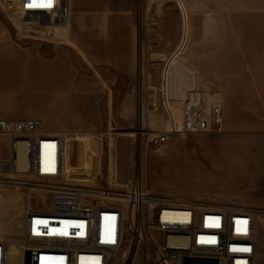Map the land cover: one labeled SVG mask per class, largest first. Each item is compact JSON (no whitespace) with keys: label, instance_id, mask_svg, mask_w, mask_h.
Returning a JSON list of instances; mask_svg holds the SVG:
<instances>
[{"label":"rangeland","instance_id":"1","mask_svg":"<svg viewBox=\"0 0 264 264\" xmlns=\"http://www.w3.org/2000/svg\"><path fill=\"white\" fill-rule=\"evenodd\" d=\"M60 3V10L40 15L0 5V29L22 44L38 38L57 45L69 43L81 55L72 53L76 69L95 68L112 83L83 85L84 91H78L90 103V121L69 138L79 149L89 146L95 183L68 184L116 190L141 187L174 206L205 204L252 212L256 264H264V132L174 134L159 149L147 148L154 134L180 124L181 90L195 88L209 97L211 34L255 39L264 35V0ZM63 11L68 15L65 26L60 22ZM74 40L79 45L74 46ZM22 179L33 181L29 175ZM25 205L24 189L0 185V224L5 228L0 240L20 242ZM51 205L50 194L33 193L32 208L49 211ZM1 230L0 225V234ZM38 255L12 246L10 264H50L45 255ZM112 264H121L120 259Z\"/></svg>","mask_w":264,"mask_h":264},{"label":"built area","instance_id":"2","mask_svg":"<svg viewBox=\"0 0 264 264\" xmlns=\"http://www.w3.org/2000/svg\"><path fill=\"white\" fill-rule=\"evenodd\" d=\"M60 0H0L20 13H54ZM180 124L154 134L147 148L157 150L171 135L225 132L222 101L207 107L205 93L191 89ZM11 155L0 158V185L24 189L23 237L0 241V264H9L11 247L34 250L50 264H256V217L229 206H174L143 192L68 184L67 132L53 134L41 119H0V138ZM26 146V168L19 167L18 145ZM29 175L33 181L23 180ZM7 176V177H6ZM50 194L49 211L31 207L33 193ZM184 209L181 218L169 213ZM152 249V251H151ZM36 257V258H38ZM139 258V259H138ZM41 260V259H40Z\"/></svg>","mask_w":264,"mask_h":264},{"label":"crops","instance_id":"3","mask_svg":"<svg viewBox=\"0 0 264 264\" xmlns=\"http://www.w3.org/2000/svg\"><path fill=\"white\" fill-rule=\"evenodd\" d=\"M62 6L59 3L57 10ZM64 16L68 17L67 11H63L60 19L61 25L65 26L68 21ZM255 38L225 33L211 34L212 87L209 97L204 93L210 108L222 101L227 133L264 132V35ZM38 39L28 45L22 44L10 33L0 29V119H41L51 133L67 132L71 137L86 120L90 121V110L87 109L90 103L78 91H84L83 85L112 83L95 68L88 67L86 72L76 69L72 53L81 55L69 43L57 45L43 38ZM74 41V46L79 45L78 41ZM230 42L239 45L233 46ZM246 42L259 44H243ZM187 92L184 88L178 97L184 101ZM89 152L87 144L79 149L71 138L68 139V181L82 185L95 183L91 174L93 160ZM10 155L9 139L0 138V158ZM0 225L1 236L5 228L3 224Z\"/></svg>","mask_w":264,"mask_h":264},{"label":"bare ground","instance_id":"4","mask_svg":"<svg viewBox=\"0 0 264 264\" xmlns=\"http://www.w3.org/2000/svg\"><path fill=\"white\" fill-rule=\"evenodd\" d=\"M18 151H19V167L22 169L26 168V146L24 143H20L18 145ZM184 209H175L174 213H169L168 216L171 218H181L183 214ZM10 257H11V252H10ZM10 264V261H9Z\"/></svg>","mask_w":264,"mask_h":264},{"label":"water","instance_id":"5","mask_svg":"<svg viewBox=\"0 0 264 264\" xmlns=\"http://www.w3.org/2000/svg\"><path fill=\"white\" fill-rule=\"evenodd\" d=\"M186 264H217V263H208V262H199V261H196V262H187Z\"/></svg>","mask_w":264,"mask_h":264}]
</instances>
